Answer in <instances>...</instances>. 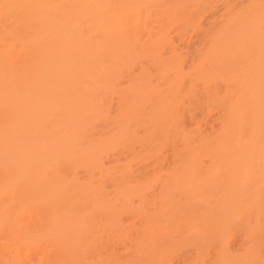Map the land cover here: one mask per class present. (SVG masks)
Listing matches in <instances>:
<instances>
[{"label":"bare ground","instance_id":"obj_1","mask_svg":"<svg viewBox=\"0 0 264 264\" xmlns=\"http://www.w3.org/2000/svg\"><path fill=\"white\" fill-rule=\"evenodd\" d=\"M4 14L15 18L16 27L0 25V264H90L88 257L106 250L109 235L92 219L95 193L107 182L124 197L145 199L140 172L131 166L135 160L146 171L153 164L148 157L159 159L164 150L177 156L205 152L227 162L256 148L249 142L263 131L248 133L245 122L255 116L246 115L239 100L218 133L199 135L200 144L183 136L181 147L165 144L144 154L147 159L132 147L136 158L124 152L123 136L139 119L141 85L127 74L120 92L111 71L132 68L123 59L151 36H142L138 0H0V21ZM113 96L119 103L111 113ZM169 103L162 91L153 96V128L173 122ZM135 180L143 185H132ZM134 215L149 220L151 209ZM105 232L106 241L97 238Z\"/></svg>","mask_w":264,"mask_h":264},{"label":"rangeland","instance_id":"obj_2","mask_svg":"<svg viewBox=\"0 0 264 264\" xmlns=\"http://www.w3.org/2000/svg\"><path fill=\"white\" fill-rule=\"evenodd\" d=\"M138 11L142 36H151L140 39L123 59L132 68H114L109 77L111 82L115 76L111 83L119 91L128 76L147 86L138 90L139 119L123 136L125 150L132 147L145 156L165 144L181 147L183 136L200 144L199 135L218 133L221 119L236 104L256 117L245 122L248 133L257 127L263 135L252 133L249 143L256 148L241 160L219 162L205 152L177 156L164 150L159 159L146 154L153 163L146 171L136 167L130 148L124 150L133 156L132 169L140 172L135 173L142 178L145 199L124 197L107 182L95 193L92 219L109 231L108 237L105 232L97 238L107 237L103 243L114 253L103 246L98 257L94 252L88 257L90 264H264V0H138ZM0 25L16 27L15 18L4 14ZM157 91L170 102L168 115L173 114L162 132L151 119ZM114 96L106 106L119 103ZM148 208L149 220L134 215ZM101 258L110 259L101 263Z\"/></svg>","mask_w":264,"mask_h":264}]
</instances>
